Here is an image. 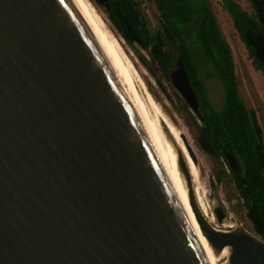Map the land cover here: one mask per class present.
<instances>
[{
    "label": "water",
    "instance_id": "95a60500",
    "mask_svg": "<svg viewBox=\"0 0 264 264\" xmlns=\"http://www.w3.org/2000/svg\"><path fill=\"white\" fill-rule=\"evenodd\" d=\"M169 80L202 122L183 57ZM0 264H264L88 0H0Z\"/></svg>",
    "mask_w": 264,
    "mask_h": 264
},
{
    "label": "trees",
    "instance_id": "16d2710c",
    "mask_svg": "<svg viewBox=\"0 0 264 264\" xmlns=\"http://www.w3.org/2000/svg\"><path fill=\"white\" fill-rule=\"evenodd\" d=\"M159 28L151 26L144 0H107L108 13L122 38L138 43L151 58L156 73L169 79L176 60L183 57L195 89L203 121L199 125L216 158L225 161L217 178L227 175L234 184L253 231L264 240V128L257 111L241 97L234 54L224 37L211 0H153ZM253 13L234 0H221L245 44L254 66L264 76V0H249ZM216 80L223 90L217 107L208 89ZM200 120V119H199ZM232 154L239 167L232 170L224 156Z\"/></svg>",
    "mask_w": 264,
    "mask_h": 264
},
{
    "label": "rangeland",
    "instance_id": "374dc122",
    "mask_svg": "<svg viewBox=\"0 0 264 264\" xmlns=\"http://www.w3.org/2000/svg\"><path fill=\"white\" fill-rule=\"evenodd\" d=\"M96 9L101 13L107 22L110 30L114 35L120 40L123 48L128 53L130 58L145 76L147 81L150 83L154 91L159 96L166 110L178 126L180 130L186 135L190 145L193 147L197 157L208 173L217 193L220 198V201L226 206V210L231 214L232 219L244 227L253 231L252 225L249 219L246 216V211L242 209L241 214H237L233 207L232 203L234 201H239L238 194L236 193L235 186L228 179L229 170L224 160L217 159L206 152H204L197 143V134L198 127L194 122V118H197L199 125L201 124L199 118L191 110V108L186 104L184 99L172 86L169 79H166L161 73H156L158 79L164 85L170 99L166 97L155 78L147 70V68L141 63L139 58L135 53V49L139 51L149 62L151 58L142 47L135 43L134 46L128 44L120 35V33L115 28L112 23L108 13L105 9L101 8L96 0H90ZM213 4V10L219 20L222 32L224 37L229 42L235 59L236 64V73L239 78L240 94L241 97L246 102L249 108H252L257 111L261 125L264 128V76L261 71L257 70L254 66L253 59L251 58L245 44L241 40L233 21L229 13L224 8L221 0H211ZM239 3L244 10L253 13V8L249 0H234ZM142 8L145 9L146 15L151 22V26L154 30L159 28L158 23V12L157 8L154 5L153 0H144V5ZM103 13V14H102ZM111 26V27H110ZM208 89L210 93V98L213 103L220 107L223 102V90L220 83L216 80L208 81ZM226 169L227 175L222 176V182L218 180L217 176L219 173H222L223 169Z\"/></svg>",
    "mask_w": 264,
    "mask_h": 264
},
{
    "label": "bare ground",
    "instance_id": "6f19581e",
    "mask_svg": "<svg viewBox=\"0 0 264 264\" xmlns=\"http://www.w3.org/2000/svg\"><path fill=\"white\" fill-rule=\"evenodd\" d=\"M89 3L92 5V7L96 10V12L100 15V17L104 20V22L107 24V22L105 21L104 17L101 15V13L96 9V7L92 4V2L90 0H88ZM103 14V13H102ZM108 26V24H107ZM109 27V26H108ZM111 27V26H110ZM114 34V33H113ZM116 37V36H115ZM117 38V37H116ZM118 39V38H117ZM118 41L120 42V40L118 39ZM121 44V42H120ZM122 45V44H121ZM123 47V46H122ZM182 132V130H181ZM183 133V132H182ZM184 134V133H183ZM189 142V141H188ZM234 226H236V224H233Z\"/></svg>",
    "mask_w": 264,
    "mask_h": 264
},
{
    "label": "flooded vegetation",
    "instance_id": "af4514ba",
    "mask_svg": "<svg viewBox=\"0 0 264 264\" xmlns=\"http://www.w3.org/2000/svg\"><path fill=\"white\" fill-rule=\"evenodd\" d=\"M237 200H239V199H237ZM240 201V200H239ZM236 201H234L233 203H232V207L234 208V203H235ZM242 209H243V207H242V203H241V201H240V213H237L236 211V213L237 214H241L242 213ZM232 218V217H231ZM233 220V219H232ZM236 221V220H235Z\"/></svg>",
    "mask_w": 264,
    "mask_h": 264
}]
</instances>
